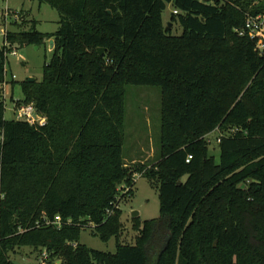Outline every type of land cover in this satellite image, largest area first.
Returning a JSON list of instances; mask_svg holds the SVG:
<instances>
[{
  "label": "trees",
  "instance_id": "16d2710c",
  "mask_svg": "<svg viewBox=\"0 0 264 264\" xmlns=\"http://www.w3.org/2000/svg\"><path fill=\"white\" fill-rule=\"evenodd\" d=\"M32 1L58 11L59 30L23 19L5 36L18 50L55 46L44 80L22 82L16 101L35 105L44 124L7 121L0 100V264L23 247L47 250L49 264H150L160 243L154 264H264V54L238 32L264 15V0ZM169 4L180 36L164 24ZM129 86L161 88L152 164L123 157ZM135 175L156 187L160 217L134 218L131 245L120 240L119 204L134 196ZM85 229L115 238L116 252L82 245Z\"/></svg>",
  "mask_w": 264,
  "mask_h": 264
},
{
  "label": "rangeland",
  "instance_id": "374dc122",
  "mask_svg": "<svg viewBox=\"0 0 264 264\" xmlns=\"http://www.w3.org/2000/svg\"><path fill=\"white\" fill-rule=\"evenodd\" d=\"M9 8L12 12L21 13L23 19L37 22V30L44 34H53L59 30L60 15L57 10L48 4H40L32 0H0V13ZM174 7L172 4L167 6L164 12V24L167 26L172 19ZM23 20L18 21L21 24ZM15 20H10L7 29L15 30L13 25ZM0 29V43L2 41ZM172 35L180 36L183 28L179 24L172 25ZM54 46L50 47V42L42 46H26L17 49V56L9 55L6 65V81L8 86L5 92L6 113L5 119L12 121L16 119L14 106L16 101L23 99L21 83L28 79H35L37 82L44 80L45 66L53 57ZM14 86V87H13ZM161 88L157 86H129L126 88V106H125V142L123 146V157L128 166L135 163L152 164L160 156L161 146ZM46 120L44 119V122ZM42 122V121H41ZM219 132L216 131L209 135L210 154L219 162V147L217 138ZM136 179V188L134 196L123 198L124 191H119V199L123 201L120 207L123 211L122 223L123 231L120 240L125 244H134L137 237V231L134 228V213H139L142 221L157 219L160 217L159 194L156 187L140 175L134 176ZM121 193V194H120ZM127 196V195H126ZM80 243L96 251L115 253L116 240L113 238L108 243L103 242L98 236L92 233L91 229H85L81 233ZM162 243L157 247L158 249ZM42 249L38 251L23 247L17 249L10 255L11 259L19 264H39V255ZM150 253V264H154L157 256Z\"/></svg>",
  "mask_w": 264,
  "mask_h": 264
},
{
  "label": "built area",
  "instance_id": "2783aa9c",
  "mask_svg": "<svg viewBox=\"0 0 264 264\" xmlns=\"http://www.w3.org/2000/svg\"><path fill=\"white\" fill-rule=\"evenodd\" d=\"M174 14H178V12L174 11ZM23 17L24 15H22L21 13L12 12L9 8L2 10V12L0 13V27L1 28L4 27L3 30L1 31L2 41L0 45L7 46L6 48H7L8 57L9 55L17 56V49L11 48L9 43L5 40V36L8 31L7 24L10 20H13V19L17 23L18 21L23 20ZM238 32L240 36L242 37L247 36L251 40H253L256 44V50L260 52L261 54H264V15H258V16L248 15L244 28L242 30H239ZM8 49H11V51L9 52ZM7 86H8L7 81L0 84V100L1 99L6 100L5 92H6ZM14 113L16 114V120L27 121L32 124L34 123L44 124L46 122V121L44 122L45 118L42 117L38 113V110L33 104L17 105L15 103ZM217 142L218 143L221 142V137L218 138ZM56 220H57L56 224L61 227V219L57 217ZM49 260H50L49 253L47 252V250L43 249L42 253L39 255L38 263L39 264H49ZM53 264H61V261H54Z\"/></svg>",
  "mask_w": 264,
  "mask_h": 264
},
{
  "label": "water",
  "instance_id": "95a60500",
  "mask_svg": "<svg viewBox=\"0 0 264 264\" xmlns=\"http://www.w3.org/2000/svg\"><path fill=\"white\" fill-rule=\"evenodd\" d=\"M204 1H207V0H204ZM169 29H172V24L171 23L169 25ZM52 45H55L54 40H50V47ZM104 53H105V49H99V55H100V57H103L104 56ZM29 81L30 82H35V79H29ZM138 216H139V213H137V212L133 214V217H138ZM14 264H19V263L18 262H14Z\"/></svg>",
  "mask_w": 264,
  "mask_h": 264
}]
</instances>
